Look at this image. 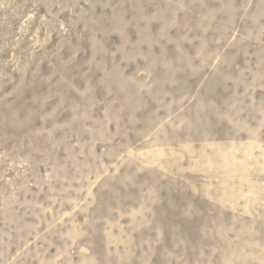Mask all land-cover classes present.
<instances>
[{
  "label": "rangeland",
  "instance_id": "1",
  "mask_svg": "<svg viewBox=\"0 0 264 264\" xmlns=\"http://www.w3.org/2000/svg\"><path fill=\"white\" fill-rule=\"evenodd\" d=\"M0 264H264V0H0Z\"/></svg>",
  "mask_w": 264,
  "mask_h": 264
}]
</instances>
